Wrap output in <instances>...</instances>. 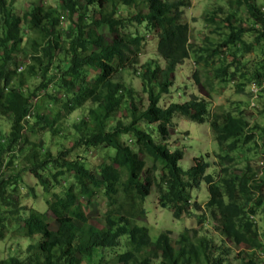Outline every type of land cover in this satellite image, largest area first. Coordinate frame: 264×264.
<instances>
[{
  "label": "trees",
  "instance_id": "16d2710c",
  "mask_svg": "<svg viewBox=\"0 0 264 264\" xmlns=\"http://www.w3.org/2000/svg\"><path fill=\"white\" fill-rule=\"evenodd\" d=\"M14 1L0 0V119L10 124L7 134L0 126V242L12 238L35 243L23 259L14 255L0 264H230V250L199 236V231L185 230L173 241L169 231L153 238L139 223L148 214L144 204L153 188L160 207L174 219L196 216L189 192L202 183L208 187L206 208L220 236L252 250L244 264H259L264 233L255 219L260 217L264 225V126H251L243 111H218L209 125L224 155L221 161L232 165V154L255 152L257 169L248 165L241 173H210V163L200 157L185 170L180 165L185 152L169 143V129L178 114L204 123L208 104L195 97L184 104L172 100L167 107L161 101L172 94L176 70L192 51L206 70L214 58L230 53L235 73L220 67L215 77L223 86L237 84L238 93L256 83L260 91L256 97L249 91V108H258L264 94V3L236 2L247 8L248 29L235 24L233 13L219 21L217 12L206 15L205 21L217 23L226 38L195 50L183 20L191 0H51L56 7L39 1L21 16ZM121 9L136 13L120 17ZM64 17L70 21L67 29L61 27ZM134 24L155 37L164 68L152 59L138 70L148 41L138 30L130 32ZM238 54H254V59L242 64ZM18 55L30 62L16 60ZM127 71L141 79L146 107L138 92L120 80ZM32 80L40 81L34 89ZM80 110L87 114L68 121ZM118 112H124L120 119ZM259 114L264 116V109ZM47 134L59 147L56 155ZM68 141L71 148L66 147ZM92 151L102 155L100 162ZM25 173L43 189L52 217L24 203ZM27 189L36 199L37 193ZM94 205L100 207L96 225L89 218Z\"/></svg>",
  "mask_w": 264,
  "mask_h": 264
},
{
  "label": "rangeland",
  "instance_id": "374dc122",
  "mask_svg": "<svg viewBox=\"0 0 264 264\" xmlns=\"http://www.w3.org/2000/svg\"><path fill=\"white\" fill-rule=\"evenodd\" d=\"M39 1H43L46 5H52V7L57 6V2L51 0H15L14 9L16 13L20 16L27 13L31 4H37ZM238 0H191V8L185 9L183 14V20L185 23H188L190 27L189 41L193 49L199 48H208L210 44H219L222 42V39L226 38V31L218 30L216 27L217 23H210L205 21V16L208 14H213V12L218 13V21L221 20L224 16L228 14L234 15L235 24L239 28L248 29L251 25L247 8L245 6L238 7L236 4ZM260 6L263 5L264 0H258ZM60 5V3H59ZM84 5V4H82ZM61 6V5H60ZM85 8V5L82 8ZM59 11H62L60 7ZM136 13V10L128 12L125 9H121L119 16L126 17ZM61 27L67 29L70 26V21L66 17L61 20ZM76 21V20H75ZM73 27V25H72ZM130 32H135L138 30L141 35L145 37L148 41L145 50L139 56V68L144 65L147 61L152 59H158L161 63V67L164 68L165 64L157 56V45L156 39L153 35H148L146 33V28L144 26L137 27L136 24L130 27ZM96 31H101L96 30ZM107 29L103 30L106 32ZM67 38V34L64 36ZM245 39L248 43L253 41L252 38L245 36ZM212 42V43H210ZM256 53V52H255ZM228 55H231L230 53ZM225 55L222 57L214 58L212 60V67L208 70L205 69L204 63L197 64L196 58L198 54L191 52L190 59L185 61L181 66H179L174 75V84L171 88L172 94L164 96L161 101L163 107H167L171 103L184 104L188 102L192 97H195L199 100H205L208 104L209 116L206 117L204 123L194 122L187 117L181 116L178 114L175 116L172 127L169 129L171 135L169 143L175 145L185 152L184 159L181 162V167L185 170H188L194 164V159L203 157L206 163H210L211 169L219 171L220 174H223L224 169H227L228 173H241L246 170V167L249 165L254 170L257 169V161L259 160L255 152L252 154L246 155L245 153L234 157V162L232 165L223 163L220 157H224L221 154L220 149L215 141L214 135L209 125L210 119L221 111H243L246 113V119L249 121L251 126L262 124L264 126V116H261L259 113L264 109V94L258 101V108L251 110L249 108V89L248 85L245 87L244 91L240 93L235 90L237 84L230 85H221L223 81L219 80L220 78L215 77L216 69L229 67V73H235V66L233 62V57ZM242 54H238L237 60L242 64L246 62H252L254 59V54L246 55L242 57ZM16 60H25L23 56L18 55ZM28 63L27 61H24ZM236 63V62H235ZM230 66H233L230 70ZM251 69H249L250 71ZM252 71V70H251ZM250 71V72H251ZM198 73L197 80L194 78V74ZM240 75V72H237V76ZM116 78H118L116 76ZM120 80H122L128 88H133L138 92V97L143 99L145 107L147 106V95L142 91V81L138 75H134L131 71L119 75ZM40 83L38 80H32L30 83V88L34 89ZM235 83V82H234ZM174 102H173V101ZM42 100L38 101L39 108L42 107ZM83 114H87L85 110H80L74 112L68 121H76L77 118ZM124 115V112L117 113V119H120ZM46 117H48V122L52 123L51 114L46 112ZM0 126L2 127V132L7 134L10 132V124L7 119H0ZM68 127V125H66ZM66 136H69L65 133ZM47 143L51 144L52 152L54 155L57 154L59 147L54 146V143H51V137L49 134L46 135ZM31 141H36L34 137L30 138ZM57 141V140H55ZM67 148L72 147V142L68 141L66 143ZM246 149V148H245ZM100 153L92 151V158L96 159V162H100ZM98 156V157H97ZM106 156V154H105ZM104 157V156H103ZM23 181L29 189H33L37 193V198L33 199L28 196V189L25 188L22 190L23 197L25 199V204L29 209H37L42 213H47L49 217H52V214L48 211V207L43 197V189L38 184L37 180L30 173H25L23 176ZM192 193L191 206H195L196 216L192 218H183L182 220H176L173 217V214L169 210L162 209L159 205L158 191L153 188V192L150 197L144 204V207L147 209L148 214L145 219L140 220L139 223L146 225L150 229L152 237H157L161 233L168 232L173 241H176L179 235L185 231H199L200 235H205L209 239H213L215 244L220 246L221 244L225 245L226 249L230 250L228 260L230 264H244L243 259H247L252 254V250L247 246H235L228 239H224L220 236L217 231V224L211 220L208 209L206 208V203L208 202L209 193L208 187L205 183H202L197 189L190 191ZM102 205L101 207H103ZM100 209L99 206L94 205L89 211L90 223L96 225L99 221L100 215L98 212ZM202 220H201V219ZM257 227L259 228L260 234L264 233L263 220L258 217L255 219ZM52 229H57V224H51ZM35 243L34 239H10L5 242H0V261L7 259L10 256L18 255L22 259L26 256L27 248L29 245ZM17 244L19 247L17 248ZM260 258L259 264H264V255L258 254Z\"/></svg>",
  "mask_w": 264,
  "mask_h": 264
},
{
  "label": "clouds",
  "instance_id": "9594fccd",
  "mask_svg": "<svg viewBox=\"0 0 264 264\" xmlns=\"http://www.w3.org/2000/svg\"><path fill=\"white\" fill-rule=\"evenodd\" d=\"M21 56H22V55H21ZM20 61H22V60H20ZM26 61H27V62H30L29 59H26ZM20 69H22V70L20 71ZM23 70H24V66L19 67V72H22ZM248 89H249V91H250L249 94H253L254 97H256L257 93L260 91V89H258L256 83H255V84H250V85H248ZM249 98H250V97H249ZM253 106H254V104L251 103V106H250V107H253ZM262 163H263V164H262ZM261 165L264 166V160L261 162Z\"/></svg>",
  "mask_w": 264,
  "mask_h": 264
},
{
  "label": "built area",
  "instance_id": "2783aa9c",
  "mask_svg": "<svg viewBox=\"0 0 264 264\" xmlns=\"http://www.w3.org/2000/svg\"><path fill=\"white\" fill-rule=\"evenodd\" d=\"M22 69H20V71H21ZM263 164V163H262Z\"/></svg>",
  "mask_w": 264,
  "mask_h": 264
}]
</instances>
